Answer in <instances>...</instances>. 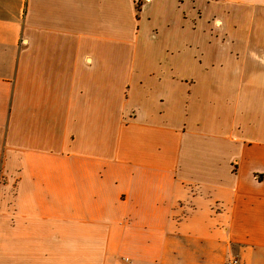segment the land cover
Returning <instances> with one entry per match:
<instances>
[{
	"label": "crops",
	"instance_id": "0c3cea01",
	"mask_svg": "<svg viewBox=\"0 0 264 264\" xmlns=\"http://www.w3.org/2000/svg\"><path fill=\"white\" fill-rule=\"evenodd\" d=\"M264 264V0H0V264Z\"/></svg>",
	"mask_w": 264,
	"mask_h": 264
},
{
	"label": "built area",
	"instance_id": "2783aa9c",
	"mask_svg": "<svg viewBox=\"0 0 264 264\" xmlns=\"http://www.w3.org/2000/svg\"><path fill=\"white\" fill-rule=\"evenodd\" d=\"M135 5H136V9H140L143 7V5L147 2H149L150 0H133ZM122 264H129V259L128 258H123L122 260ZM225 264H240V260L237 256H231L227 262Z\"/></svg>",
	"mask_w": 264,
	"mask_h": 264
},
{
	"label": "trees",
	"instance_id": "16d2710c",
	"mask_svg": "<svg viewBox=\"0 0 264 264\" xmlns=\"http://www.w3.org/2000/svg\"><path fill=\"white\" fill-rule=\"evenodd\" d=\"M136 11H137V12H139V10H138V9H136Z\"/></svg>",
	"mask_w": 264,
	"mask_h": 264
},
{
	"label": "rangeland",
	"instance_id": "374dc122",
	"mask_svg": "<svg viewBox=\"0 0 264 264\" xmlns=\"http://www.w3.org/2000/svg\"><path fill=\"white\" fill-rule=\"evenodd\" d=\"M228 259H229V258H228ZM228 259H227V260H228ZM227 260H226V262H227ZM226 262H225V263H226Z\"/></svg>",
	"mask_w": 264,
	"mask_h": 264
}]
</instances>
